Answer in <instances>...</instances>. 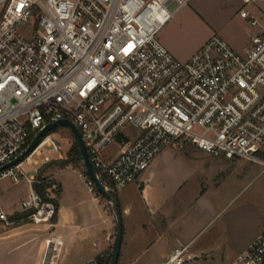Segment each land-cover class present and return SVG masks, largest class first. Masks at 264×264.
<instances>
[{"label":"built area","instance_id":"obj_1","mask_svg":"<svg viewBox=\"0 0 264 264\" xmlns=\"http://www.w3.org/2000/svg\"><path fill=\"white\" fill-rule=\"evenodd\" d=\"M190 1L0 0V181L47 182L23 165L45 144L61 149L53 133L5 165L23 155L46 124L62 118L81 131L110 193L136 181L169 145L264 168V21L241 11L261 26L244 53L215 33L181 60L159 32ZM129 126L141 130L133 139L125 132ZM115 139L121 150L105 155ZM87 184L95 190L90 176ZM22 205L36 224L51 223L57 212L35 190ZM0 222H15L1 198ZM184 254L185 247H177L166 264H183ZM90 264L104 263L96 256ZM232 264H264V228Z\"/></svg>","mask_w":264,"mask_h":264},{"label":"crops","instance_id":"obj_2","mask_svg":"<svg viewBox=\"0 0 264 264\" xmlns=\"http://www.w3.org/2000/svg\"><path fill=\"white\" fill-rule=\"evenodd\" d=\"M243 9L263 23L264 0H191L166 21L159 38L181 60H188L215 33L244 53L250 44L251 34L259 31L261 26H253L241 14ZM175 149L167 146L161 152L160 159L156 160L161 153L154 159L155 170L150 168L151 164L136 181L118 191L124 220V238L118 264H166L172 252L183 246V264H214L209 257L214 258L220 250L235 252L237 257L264 228V223L257 224L246 236L237 237L240 228L234 219L215 222L222 211L219 198L209 193L192 166L198 165L202 169L205 158L207 165L217 163L230 167L232 162L240 163L238 159L244 158L231 161L215 157L195 146L177 150L174 157ZM169 153L172 156L166 157ZM196 159L202 161L197 162ZM175 161L181 162L182 171L171 174L169 185L165 188L161 176L168 168L167 163ZM159 164L161 170L158 175ZM51 177L48 176L47 181L48 196L59 203L51 223L36 224L27 218L23 210L3 203L15 222L24 221L47 229L42 232L40 240L43 245L46 239L50 243L47 255L40 264L52 260L56 264H90L91 259L98 255L108 256L113 251L118 230V217L114 210L98 196H92L88 205L77 189L70 188L66 192L64 181L57 174L53 178L60 189L54 192L49 181ZM153 180L155 185L150 183ZM68 181L71 182L70 179ZM54 247L60 249L58 256L54 255ZM208 259L210 263H206Z\"/></svg>","mask_w":264,"mask_h":264},{"label":"rangeland","instance_id":"obj_3","mask_svg":"<svg viewBox=\"0 0 264 264\" xmlns=\"http://www.w3.org/2000/svg\"><path fill=\"white\" fill-rule=\"evenodd\" d=\"M125 132L130 138H133L138 135L141 130L137 127L129 126ZM52 136L57 143L61 145V149L57 150L52 145L48 144L43 145L35 152L30 162L27 161L24 163L23 167L27 174H36L37 171L50 160L64 158L66 152L76 139L72 130L65 125L60 126L59 130L54 132ZM169 146L176 148L173 145ZM121 147V142L115 139L106 146L104 153L108 156L117 155L116 153L121 150ZM175 150L173 153L174 157L177 156V150L183 151L178 148L176 151ZM60 151L62 152V157L60 156ZM171 153L166 157L172 156ZM160 156H162V153L156 158L157 161L160 159ZM238 160H240V163L232 162L230 167H226L225 165L223 166L217 163L207 165L205 163V158H203L202 169L198 165L192 166L194 170L198 172L197 178H200L201 182L207 186L209 193L212 194L213 197L216 196L219 198L220 210L222 211L220 217L218 216L215 219V222H219L220 219H234V223L240 228L236 236L242 237L243 235L246 236L255 225L264 223V168L261 164L254 161L250 162L244 159ZM196 161L201 162L202 159H196ZM151 164L152 166L149 167L155 170L154 162ZM81 165V169L73 167V165H69L71 168L63 169L54 164L46 168L44 174L52 176L49 181L52 182L51 188H53L54 192H58L60 189L59 183L53 178V176L55 177L57 174L58 178L64 181V189L66 192L70 188L77 189L83 197V201L88 205L91 202L92 196H98L102 202L106 203L107 206H110L111 209L114 210L117 216L116 204L114 203L113 205L107 198L103 197V195L98 194L95 190L92 192L93 190L89 188L87 184L89 175H86L84 172L86 166L83 164ZM167 167L168 168L161 176L165 188L169 185L170 175L182 171L180 161H175L174 163L168 162ZM148 168L144 172H146ZM158 169L159 175L161 170L160 164ZM69 179L71 182L68 181ZM150 183L153 185L156 184L154 180ZM32 187L33 184L26 179L20 182H14L13 178L10 176L4 177L0 181V198L3 203H7L11 205V207L22 211L24 210L22 200L29 195ZM3 224L4 223L0 222V264H40L41 260L47 255L49 248V239L45 240L44 245L40 240L42 232H46L47 229L41 226L38 227L39 225L36 227L32 224H27L24 221L9 225ZM15 237H18V242L16 241L17 239L15 240ZM18 243H20V246H17ZM236 254L237 253L228 250H220L216 253L214 258H209L213 260L214 264H230L234 261ZM54 258L59 259V257ZM210 259L206 260V263H210Z\"/></svg>","mask_w":264,"mask_h":264},{"label":"water","instance_id":"obj_4","mask_svg":"<svg viewBox=\"0 0 264 264\" xmlns=\"http://www.w3.org/2000/svg\"><path fill=\"white\" fill-rule=\"evenodd\" d=\"M62 125L68 126L74 133V135L77 138V141L79 143L81 153H82V158L84 161V164L86 166V171L88 175L94 180L96 188L100 191V193L107 198L108 201L113 202L117 206V217H118V230L115 238V243L113 247V252H112V259H111V264H118L119 259H120V254H121V248L123 244V238H124V220H123V212L122 208L120 205V202L118 200H115L112 193H110L103 182L100 180L98 177L97 171L93 165V163L90 160L88 149L85 143V140L82 136L81 131L78 129V127L68 118H62L58 119L54 122H50L46 124L35 136L27 150L21 155L19 158L14 160L12 163H8L5 165V167L10 166L11 164L18 162L22 157L30 154L42 141V139L49 134L53 129L60 127Z\"/></svg>","mask_w":264,"mask_h":264},{"label":"trees","instance_id":"obj_5","mask_svg":"<svg viewBox=\"0 0 264 264\" xmlns=\"http://www.w3.org/2000/svg\"><path fill=\"white\" fill-rule=\"evenodd\" d=\"M60 127H57L53 129L50 133H54L59 130ZM73 132V131H72ZM74 134V133H73ZM75 136V135H74ZM76 138V136H75ZM264 155V153H263ZM57 165L61 168H67L69 165H73V167L80 168L81 169V164H84L83 158H82V153L81 149L79 146V143L77 141V138L74 140L73 144L70 146L68 151L66 152V156L64 158H59V159H53L50 160L49 162H46L43 167L40 168V170L37 171L36 177L41 178V177H46L47 175L44 174L46 168H48L51 165ZM84 172L86 175H88L86 169H84ZM49 187V184L46 181L43 182H34L33 183V188L35 191L39 192L43 197L47 200L54 201L55 205L58 206V201L54 198H50L48 196L47 188ZM95 191L98 194H101L100 191L95 188ZM102 195V194H101ZM112 195L115 200H118V191L112 192ZM105 197V196H103ZM112 252L108 256L106 255H98V258L104 263V264H111V259H112Z\"/></svg>","mask_w":264,"mask_h":264}]
</instances>
